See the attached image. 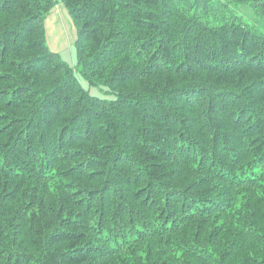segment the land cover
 Wrapping results in <instances>:
<instances>
[{"label": "trees", "instance_id": "trees-1", "mask_svg": "<svg viewBox=\"0 0 264 264\" xmlns=\"http://www.w3.org/2000/svg\"><path fill=\"white\" fill-rule=\"evenodd\" d=\"M242 2L264 19L0 0V264H264V31ZM59 3L75 66L47 43Z\"/></svg>", "mask_w": 264, "mask_h": 264}, {"label": "rangeland", "instance_id": "rangeland-1", "mask_svg": "<svg viewBox=\"0 0 264 264\" xmlns=\"http://www.w3.org/2000/svg\"><path fill=\"white\" fill-rule=\"evenodd\" d=\"M230 11L247 25L264 31V19L257 13L249 2L230 4ZM46 39L49 48L60 54L71 66L76 64V53L74 46L75 27L64 6L59 3L45 17ZM82 82V81H81ZM82 85L88 87L86 82ZM93 94H100L96 88H90Z\"/></svg>", "mask_w": 264, "mask_h": 264}]
</instances>
